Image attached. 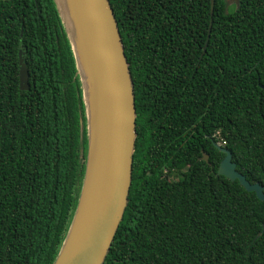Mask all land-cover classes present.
<instances>
[{
    "label": "trees",
    "instance_id": "trees-1",
    "mask_svg": "<svg viewBox=\"0 0 264 264\" xmlns=\"http://www.w3.org/2000/svg\"><path fill=\"white\" fill-rule=\"evenodd\" d=\"M108 1L136 138L127 204L102 264H264V201L215 173L224 153L210 141L264 185V0H213L212 12L211 0ZM183 95L189 167L172 181L156 172L151 146L141 157L139 127L155 102L181 105ZM86 149L80 81L54 1L0 0V264H53Z\"/></svg>",
    "mask_w": 264,
    "mask_h": 264
},
{
    "label": "water",
    "instance_id": "water-1",
    "mask_svg": "<svg viewBox=\"0 0 264 264\" xmlns=\"http://www.w3.org/2000/svg\"><path fill=\"white\" fill-rule=\"evenodd\" d=\"M65 30L80 81L86 121L87 149L77 203L67 233L53 264H102L122 219L131 184L135 131L133 83L122 38L108 0H72L90 52L98 87L97 139L93 141L88 110L75 52L65 22L53 0ZM237 2V0H233ZM213 0L210 3L212 12ZM202 48L205 50L210 30ZM19 88L26 89L27 69L19 56ZM224 156L216 174L237 180L246 191L264 201V185L249 182L235 169L231 152L219 145ZM95 151V169L88 163ZM206 159V155L204 157ZM264 229V224L262 225Z\"/></svg>",
    "mask_w": 264,
    "mask_h": 264
},
{
    "label": "flooded vegetation",
    "instance_id": "flooded-vegetation-1",
    "mask_svg": "<svg viewBox=\"0 0 264 264\" xmlns=\"http://www.w3.org/2000/svg\"><path fill=\"white\" fill-rule=\"evenodd\" d=\"M178 98L164 103L155 102L152 117L142 120L139 127V135L144 143L141 157L146 156L151 146L153 149L151 156L157 165L156 172L161 177L168 175L172 181L178 180L179 175H183L189 167L190 110L188 97L187 95L182 96L181 105L175 102ZM147 137L152 139V145L145 143ZM210 141L219 150V142L214 141L211 136ZM205 155L206 159H204ZM199 158L208 162V154L203 150ZM166 159L170 161L168 165Z\"/></svg>",
    "mask_w": 264,
    "mask_h": 264
},
{
    "label": "bare ground",
    "instance_id": "bare-ground-1",
    "mask_svg": "<svg viewBox=\"0 0 264 264\" xmlns=\"http://www.w3.org/2000/svg\"><path fill=\"white\" fill-rule=\"evenodd\" d=\"M63 20L68 31L75 56L78 62L79 71L83 79L84 95L88 110V120L91 129V136L97 139V125H98V102L99 94L98 87L95 83L93 75V65L90 52L85 40V36L80 27L79 18L75 11L72 0H56ZM88 163L91 168L95 169L96 153L91 151L88 157Z\"/></svg>",
    "mask_w": 264,
    "mask_h": 264
},
{
    "label": "rangeland",
    "instance_id": "rangeland-1",
    "mask_svg": "<svg viewBox=\"0 0 264 264\" xmlns=\"http://www.w3.org/2000/svg\"><path fill=\"white\" fill-rule=\"evenodd\" d=\"M230 1H231L230 3H232L233 0H230Z\"/></svg>",
    "mask_w": 264,
    "mask_h": 264
}]
</instances>
